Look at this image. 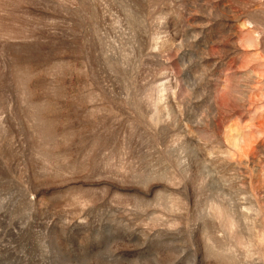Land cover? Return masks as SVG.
Returning <instances> with one entry per match:
<instances>
[{"label": "rangeland", "instance_id": "374dc122", "mask_svg": "<svg viewBox=\"0 0 264 264\" xmlns=\"http://www.w3.org/2000/svg\"><path fill=\"white\" fill-rule=\"evenodd\" d=\"M0 264H264V0H0Z\"/></svg>", "mask_w": 264, "mask_h": 264}, {"label": "bare ground", "instance_id": "6f19581e", "mask_svg": "<svg viewBox=\"0 0 264 264\" xmlns=\"http://www.w3.org/2000/svg\"><path fill=\"white\" fill-rule=\"evenodd\" d=\"M27 63H30V60H26V65H28ZM33 65V64H32Z\"/></svg>", "mask_w": 264, "mask_h": 264}]
</instances>
